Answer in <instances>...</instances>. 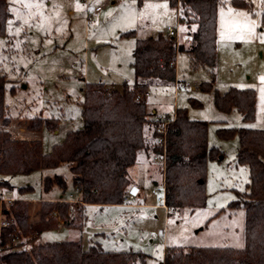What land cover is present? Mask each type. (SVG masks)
Wrapping results in <instances>:
<instances>
[{
  "label": "rangeland",
  "instance_id": "rangeland-1",
  "mask_svg": "<svg viewBox=\"0 0 264 264\" xmlns=\"http://www.w3.org/2000/svg\"><path fill=\"white\" fill-rule=\"evenodd\" d=\"M235 1L220 0L217 7L212 88H200L212 78L209 68L194 65L186 52H178L175 81L151 83L142 96L148 112L155 108L158 116H172L175 109L184 108L189 119L208 123V144L222 153L206 163L205 204L168 210L159 199L164 166L141 150L127 169L126 193L132 191L133 199L122 204H88L81 212L73 208L71 226H63L55 217L60 226L30 238L38 221H31L30 213L39 209L41 201L66 199L74 191L68 164L0 175L12 186L13 199L28 203L29 233L23 248L29 251L36 243L56 241H80L83 248L98 243L106 251L137 252L143 255V264H163L168 248L243 246L244 208L229 203L245 190L248 166L236 163L237 136L219 138L216 130L222 126L264 128V23L262 0H243L247 6H236ZM8 9L0 35V75L5 78L8 120L0 122V129L14 139L39 140L44 153L61 143L67 131L83 126L80 103L86 83L100 82L118 90L124 82L133 84L136 39L167 36L171 27H179L176 37L181 39L188 29L168 0H9ZM230 87L254 90L252 121L244 122L236 109L223 113L215 108V90L222 94ZM37 117L42 123L29 126ZM46 119L54 120L55 128H49ZM152 129V123H145L144 135L150 136ZM53 175L66 179L64 192L57 185L44 191L43 178ZM27 186L31 188L17 191ZM3 189L0 185V193ZM67 199L75 204L73 198ZM11 201L0 202V225L11 221L2 212Z\"/></svg>",
  "mask_w": 264,
  "mask_h": 264
},
{
  "label": "trees",
  "instance_id": "trees-1",
  "mask_svg": "<svg viewBox=\"0 0 264 264\" xmlns=\"http://www.w3.org/2000/svg\"><path fill=\"white\" fill-rule=\"evenodd\" d=\"M168 2L176 7L178 21L188 28L184 36L177 39L158 34L136 39L131 63L135 74L133 84L129 86L124 82L118 90L108 89L100 82L86 83L80 103L83 126L67 131L64 140L53 145L50 152L42 151L39 140L14 139L6 130L0 129L1 176L28 174L55 167L61 162L68 164L72 174V186L78 199L75 204L63 198L42 200L34 227L38 234L60 226L55 217L62 220L63 226H71L70 210L73 208L81 212L88 204L125 203L129 183L127 169L136 162L137 153L144 150L152 156L162 150L154 143L153 129L150 136L144 135V124L154 126L157 119L153 118L154 113L147 111L142 96L147 94L151 83L175 81L178 52H186L194 65L209 68L212 78L210 82L201 83L200 88L204 91L212 88L216 13L220 0ZM233 3L247 6L243 0ZM8 4L9 0H0V35L4 34V23L10 15ZM4 84L5 78L0 75L1 123L8 120L3 99ZM213 103L223 113L236 109L244 122L254 119L256 98L251 88L230 87L222 94L215 90ZM173 116L165 143L163 205L168 210L195 208L205 204L206 163L209 159L219 158L222 152L209 146L206 121L189 119L184 108L175 109ZM40 123L42 120L37 117L29 126ZM45 124L49 128L56 126L54 120L46 119ZM216 133L223 139L237 136L236 163L248 166L249 181L245 190L237 192L238 198L229 203L231 207L244 208V244L241 248H168L163 264H264V128L222 126ZM0 185L12 188L3 178H0ZM53 185L64 192L66 179L62 175L43 178L44 191ZM30 188L21 187L17 191ZM3 213L11 221L0 227V264H143L144 257L137 252L106 251L98 243L83 248L80 241L43 242L34 244L27 251L23 248V239L29 233L27 201L15 198ZM14 237L18 238L16 243L12 242Z\"/></svg>",
  "mask_w": 264,
  "mask_h": 264
},
{
  "label": "built area",
  "instance_id": "built-area-1",
  "mask_svg": "<svg viewBox=\"0 0 264 264\" xmlns=\"http://www.w3.org/2000/svg\"><path fill=\"white\" fill-rule=\"evenodd\" d=\"M178 28L179 27H171L168 29L167 31V36H171V37H175L177 38V34H178ZM173 115L172 116H158L157 117V123L153 126V132H154V143L158 146H160L162 148L160 154H153L151 156V159L154 161V162H160L163 166L165 165V143H166V136H167V127L170 123V121H172L173 119ZM156 184V183H155ZM161 191H162V194L161 196L159 197V199L163 202L164 201V187H163V184L161 182ZM151 192H156V188H152ZM135 197V194L132 192V191H128L126 193V200H130V199H133ZM11 201L13 200V193L10 191V190H5L1 197H0V201ZM8 225V222H5L3 221L2 224H1V227L2 226H6ZM38 236V233L36 230H33L31 235H30V238H33V237H37ZM18 241V238L17 237H14L12 239V242L13 243H16Z\"/></svg>",
  "mask_w": 264,
  "mask_h": 264
},
{
  "label": "crops",
  "instance_id": "crops-1",
  "mask_svg": "<svg viewBox=\"0 0 264 264\" xmlns=\"http://www.w3.org/2000/svg\"><path fill=\"white\" fill-rule=\"evenodd\" d=\"M106 87V86H105ZM106 88H108V87H106ZM108 89H110V88H108ZM155 108H152L151 109V112L152 113H154L155 115V117L153 116V118H156V113H155ZM165 115H168V114H165ZM158 116V115H157ZM156 182L154 181V184H155ZM10 184V183H9ZM5 190H10L12 193H13V196H14V191L12 190V188H5L4 187V189H3V191L0 193V197H1V195H2V193L5 191ZM73 190H74V188H73ZM16 198V197H15ZM67 198H73V200L74 201H76L77 199H78V194L76 193V191L74 190V191H72L69 195H68V197H66V200H70L71 201V199H67ZM64 199V198H63ZM57 200V199H56ZM33 202H37V201H35V200H32ZM1 202V201H0ZM40 202V201H39ZM38 203V202H37ZM39 208H40V204H39V206H38ZM37 211L35 212V213H33V214H31L30 213V217H31V221H32V219L33 220H38V218H39V209H36ZM2 212H3V208H2ZM0 227H1V225H0ZM39 235V234H38ZM35 238V237H34ZM37 244V243H36Z\"/></svg>",
  "mask_w": 264,
  "mask_h": 264
},
{
  "label": "snow or ice",
  "instance_id": "snow-or-ice-1",
  "mask_svg": "<svg viewBox=\"0 0 264 264\" xmlns=\"http://www.w3.org/2000/svg\"><path fill=\"white\" fill-rule=\"evenodd\" d=\"M262 79H264V78H262Z\"/></svg>",
  "mask_w": 264,
  "mask_h": 264
}]
</instances>
